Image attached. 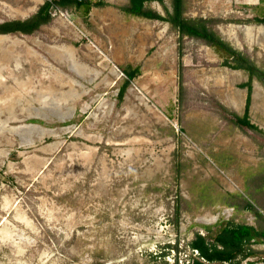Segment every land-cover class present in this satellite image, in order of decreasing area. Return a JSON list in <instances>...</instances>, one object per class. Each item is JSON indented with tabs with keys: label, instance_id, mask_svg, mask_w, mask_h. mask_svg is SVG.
<instances>
[{
	"label": "rangeland",
	"instance_id": "rangeland-1",
	"mask_svg": "<svg viewBox=\"0 0 264 264\" xmlns=\"http://www.w3.org/2000/svg\"><path fill=\"white\" fill-rule=\"evenodd\" d=\"M47 1L0 0V24ZM129 4L53 6L34 33L0 34V264H174L168 254L204 226L213 238L228 222L264 227V83L252 81L258 130L239 126L249 73ZM261 4L184 0L183 17L264 70V50L249 45ZM172 6L145 3L165 18Z\"/></svg>",
	"mask_w": 264,
	"mask_h": 264
},
{
	"label": "trees",
	"instance_id": "trees-1",
	"mask_svg": "<svg viewBox=\"0 0 264 264\" xmlns=\"http://www.w3.org/2000/svg\"><path fill=\"white\" fill-rule=\"evenodd\" d=\"M153 0H130L128 7L124 10L133 16L143 17L146 19L162 20L169 22L172 27L179 31L180 38L191 37L199 38L207 41L211 46L215 47L219 52L228 54L226 66L235 70H244L249 73L250 80L244 86L248 88V95L246 100L245 113L243 116L236 115V123L241 127H247L252 130H258L257 126L251 123L249 118V111L252 101V81L257 78L264 83V70L254 65L240 52H237L229 46L220 36L215 32L210 31L207 27V21L201 18L187 19L183 17L184 0H172L173 12L168 13L165 18L156 12L146 9L145 3ZM163 2V0H157ZM75 5L77 8L87 6V0H50L47 1L37 12L36 15L24 21H11L0 24V34L22 33L32 34L38 30L42 25L48 24L52 20L51 9L53 6H69ZM89 10V8H88ZM256 21L264 24V18H256ZM233 58L235 63L230 62ZM139 68L128 69L124 72L127 79L122 81L119 98L122 100L131 81L139 74ZM246 210H253V205L247 203ZM262 217L261 213H257ZM210 235L212 230L210 227H203ZM264 239V227L258 228L246 224H235L228 222L222 225L218 233L214 236V243H207L206 239L198 232L189 246L198 249L201 257L209 263L221 264L222 262H234L237 264L255 254L251 245ZM194 264H204L200 260H196Z\"/></svg>",
	"mask_w": 264,
	"mask_h": 264
},
{
	"label": "built area",
	"instance_id": "built-area-1",
	"mask_svg": "<svg viewBox=\"0 0 264 264\" xmlns=\"http://www.w3.org/2000/svg\"><path fill=\"white\" fill-rule=\"evenodd\" d=\"M198 233L206 239L207 243L209 244L214 243V238L211 237V235L205 229L200 230ZM172 252L175 254H173V256L168 254L169 255L168 260L174 264H194L196 260H200L204 264H217V263H209L207 260L201 257L200 251L198 249H194L189 245L187 246V250L179 252V255H177L174 250ZM252 262L253 260L251 258H247L243 260L241 264H252ZM221 264H237V261H234L232 263L225 261L222 262Z\"/></svg>",
	"mask_w": 264,
	"mask_h": 264
},
{
	"label": "bare ground",
	"instance_id": "bare-ground-1",
	"mask_svg": "<svg viewBox=\"0 0 264 264\" xmlns=\"http://www.w3.org/2000/svg\"><path fill=\"white\" fill-rule=\"evenodd\" d=\"M232 31H234V30H232ZM238 31H241L242 33H245L246 35H248L250 29L245 28V29H239ZM259 31H260V37L258 38V40L257 41H253L252 39H249L250 40L249 45L258 46V47H260V48H262L264 50V40L260 41L261 37L264 38V27H261L259 29ZM232 35L235 37L234 39H236L237 32L234 31V33ZM210 221H213V220H210Z\"/></svg>",
	"mask_w": 264,
	"mask_h": 264
},
{
	"label": "crops",
	"instance_id": "crops-1",
	"mask_svg": "<svg viewBox=\"0 0 264 264\" xmlns=\"http://www.w3.org/2000/svg\"><path fill=\"white\" fill-rule=\"evenodd\" d=\"M262 3L263 4H261V5L263 7L264 6V0H262ZM254 227H257V226H254ZM251 247L255 251V254L253 256L249 257L253 260L252 264H264V262H258L260 257H259V254L256 252L257 249H261V247H264V240L261 239V241L252 244ZM262 258H264V257H262Z\"/></svg>",
	"mask_w": 264,
	"mask_h": 264
}]
</instances>
